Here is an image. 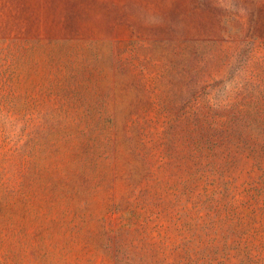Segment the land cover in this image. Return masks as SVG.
<instances>
[{
	"label": "rangeland",
	"instance_id": "rangeland-1",
	"mask_svg": "<svg viewBox=\"0 0 264 264\" xmlns=\"http://www.w3.org/2000/svg\"><path fill=\"white\" fill-rule=\"evenodd\" d=\"M0 264H264V0H0Z\"/></svg>",
	"mask_w": 264,
	"mask_h": 264
}]
</instances>
